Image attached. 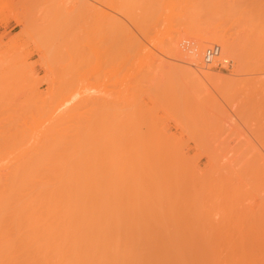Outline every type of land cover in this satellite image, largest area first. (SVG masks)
<instances>
[{
    "label": "rangeland",
    "instance_id": "374dc122",
    "mask_svg": "<svg viewBox=\"0 0 264 264\" xmlns=\"http://www.w3.org/2000/svg\"><path fill=\"white\" fill-rule=\"evenodd\" d=\"M116 1L0 0V169L10 168L25 150L35 152L46 128L61 121L71 129L82 119L83 141L78 136L76 142L90 162L79 164L88 165V176L95 175L93 166L100 170L101 182L97 174V183L87 181L101 185L102 221L114 223L108 228L102 222L105 231L113 230L120 241L126 236L179 242L175 248L186 264L189 258L195 264H264V54L250 61L249 51L257 47L253 38H248L252 48L247 45L250 60L244 48L248 24H257L248 11L264 12V5L257 6L264 0H249L253 7L243 0L247 7L243 2L241 9L251 8L246 13L207 7L202 0H143L138 6L143 15L135 0L126 8L122 0L120 10ZM261 13H250L252 20L262 24ZM255 26L262 35L264 26ZM214 28L246 57L236 54L238 62L222 42L211 41L203 49L218 44L228 66L203 65L202 52L198 69L188 62L189 47ZM193 66L224 78L209 80ZM63 110L74 115L57 119ZM98 119L102 126L93 124ZM69 128L60 130L66 137L54 138L72 140ZM67 141L64 146L71 144ZM142 143L151 151L147 180L130 159Z\"/></svg>",
    "mask_w": 264,
    "mask_h": 264
},
{
    "label": "bare ground",
    "instance_id": "6f19581e",
    "mask_svg": "<svg viewBox=\"0 0 264 264\" xmlns=\"http://www.w3.org/2000/svg\"><path fill=\"white\" fill-rule=\"evenodd\" d=\"M114 1H116V0H114ZM128 1H132V0H126V2L124 1L125 5L122 2V0H120L118 3L116 1L115 3L117 4L118 7L116 8V6L113 5V3H112V6H115L116 10L117 9L120 10V9H122V7L126 8V6H128L126 4ZM135 1L137 3H136V5H134V7L136 8V7L140 6V4H141L140 1H143V0H139V1L135 0ZM135 1H133L132 3L130 2L131 5L130 4L129 5L132 6L133 3L135 4ZM202 1H203L204 5H206L207 7H212V5H216L217 7L221 8L222 11H227L230 13L233 10H234V12L237 10H240L242 7L241 5H243L244 1H247L248 6H250V5L252 7L255 6V4H253V2L251 4L249 0H244V1L241 0L242 2H240V0L239 1L237 0V2H233L234 1L233 0L232 1L233 3L230 2L229 0H202ZM259 1H261V0H259ZM255 2L256 1H254V3ZM257 2H258V0H257ZM262 2H264V1H262ZM142 3H144V2H142ZM145 3H146V1H145ZM244 3L246 4V2H244ZM122 4L124 6H122ZM259 4L264 5V3L260 2L257 4L258 7H260ZM57 5H59V7L61 6L60 4H57ZM146 6H148V5L146 4ZM152 6L153 7H151L150 13L148 12L151 15H152V13H151L152 8H154V5L152 4ZM119 7H121V8H119ZM134 7L132 9H134ZM162 7H164V5ZM246 7H247V4H246ZM57 8H58V6H57ZM57 8H55V9H57ZM62 8L64 9V7H62ZM58 9L61 10L60 8H58ZM138 9H139V7H138ZM245 9L246 8H243V9H241V11H244ZM249 9H251V8H247L246 10H249ZM257 9L259 11V8H257ZM260 9H262V8H260ZM135 10H137V9H135ZM142 10L143 9H141V11H138V10L137 11L140 14H142L143 13ZM144 10H147V9H144ZM246 10H245V13L247 12ZM261 11L262 10H260L259 12L261 13ZM259 12H257L258 17H259ZM148 13H146V15H148ZM250 13L254 14L255 17L257 15V13H253L249 10L248 14L250 15V18L254 17V15H252ZM134 14H136V12L132 13V15H134ZM143 14H145V13H143ZM248 14H247V16H248ZM262 14H264V12H262L260 14V17ZM137 15H138V13H137ZM142 15H141V17H142ZM146 15H144L145 18H146ZM135 17H136V15H135ZM136 18H138V17H136ZM136 18H134V19H136ZM250 18L248 17L249 21L251 20L250 22L254 21V23H257V24L255 26V24L252 22L254 25L251 24V28L249 27L250 24H248L249 28L247 27L248 31L246 32V34L248 33V35H249V33H251V35L249 37L247 35V42L248 43L246 42V47H244V48H246L245 50H247L246 56H248V57L245 59L250 60V57L252 55H250L249 53L252 52L251 54H253V56L251 57L250 61L255 60V62H256L257 60L259 61L260 59H262V57H264V56H262V54H264V53H262V51H264V50H262V49H264V36H262V35H264V33H262V32H264V31H262V29H261L262 27H260L262 35L258 36V33H257L258 31L257 30H256L257 32L255 30L253 31L252 26L257 27L258 24H259V26H264V25H262V24H264V22L261 21L262 24H260L259 23L260 21L255 22V20H257L256 18H253L255 20H252V18L251 19ZM139 19H140V17H139ZM258 19H260V18H258ZM261 19H264V18H261ZM141 20H143V17ZM133 21H135V20H133ZM136 21H137V19H136ZM140 22L139 23L137 22V23L140 24ZM145 22H148V21H145ZM142 26H145V25L143 24ZM250 29H252L251 31H253L254 36L258 37V40L256 37H253V34L250 31ZM248 38H249V40H251V38H253L252 41H254V42L256 41V43L252 42L249 45ZM181 39H182V37H181ZM184 41H183V43H184ZM211 41L212 42H222L223 50L224 51L226 50V52H229V54L231 51H233V52H231L230 55H232V54L235 55L234 59L235 60L237 59L238 62H240L239 61L240 55H242V57H243V55L245 56V53L242 54L240 52L241 50L238 53V51H237L238 48L235 47L234 44H232L233 42H231V40H228V38H224L223 34H220V32H218L217 29L214 28L211 31L210 35H202L193 44H191V46L189 47L188 54L185 51L184 54L189 55V57H188L189 61L187 60L188 62H190L189 64L197 66L198 69H200L199 68L200 65L198 66L199 60H201L200 59V57H201L200 53H202L204 51L203 48L206 45L205 43L211 42ZM257 43H259L261 47H259V45ZM251 44L254 45L253 47H256V46L257 47H256V49L255 48L251 49L252 51L250 50L248 53V47L252 48ZM188 45H190V44L188 43ZM247 45H249V46L247 47ZM121 47H123V46H121ZM234 47H235V49H234ZM186 48H187V45H186ZM118 49H119V47H118ZM121 49H123V48H121ZM121 49L119 50L121 52L120 54H122V53L124 54L126 48L124 47V52ZM55 50H58V49H55ZM105 50H109V49H105ZM201 50H203V51H201ZM253 50H256V52ZM257 50H258V52H257ZM130 51H132V50H130ZM187 51H188V48H187ZM107 52H109V51H107ZM226 52H225V54H226ZM260 52H261V54H260ZM220 53H221V51H220ZM236 54H240L239 56L237 55L239 59L236 58ZM255 54H257L258 59H255V58H257V56H255ZM107 55H108V53H107ZM124 56H126V54ZM259 56H262V57H259ZM130 57H131V55H130ZM128 58H129V56H128ZM221 58H223V57L221 56ZM107 59L109 60V58H107ZM110 60H113V59L110 58ZM111 62H114V60ZM122 62L124 63V59ZM108 63H110V62H108ZM125 63H127V62H125ZM128 65H129V63H128ZM203 65H204V63H203ZM194 66H193V69H194L193 71L196 72V74H200L201 76H203L209 80H215V79L218 80V79L224 78V76H222V75L214 76L213 74H211L209 72H206L203 70L199 71ZM124 67L125 66H123V68ZM112 68L115 70L114 67H112ZM124 76L122 75V77H124ZM73 110H71L69 113H68V110H63L60 113V115H58L59 117L57 116L56 118L68 120L70 117H72L71 115H74V114H72ZM75 114H76V112H75ZM101 116H102V114H101ZM87 120L90 121L91 119H87ZM59 122H61V121H59ZM59 122H57L54 125H51L49 128H46V131H45V129L43 130V131H45L44 140L41 139V140H43V143L39 142L40 143L39 148H37V149L33 148L34 150L38 151V153H36V151L35 152L31 151L32 150V147H31L30 151L32 153L29 151L30 154H27V152L25 150V152H24L25 155L22 154L21 156H19L21 159L20 158H18V159H20V160H17V159L13 160L12 159L13 161H16V160L17 161L15 162V164L13 163L10 168L7 165V167L5 166V168L3 170L0 169V264H183L184 261L182 259H183L184 253L182 254L180 252V249L175 248V247L180 246L178 244L179 242H170V241H167V239H165V238H164L165 240H163V239H159V240L152 239V240H150L151 237H150V239H144V240L140 239L141 237L140 238L136 237L137 238V239L135 238L136 240L133 238L126 240L128 238V237L125 238L126 236H124L125 241H122L124 238H122V240L120 241L119 240L120 239L119 234H118V237H119L118 238L117 236H115L113 230L112 231L107 230L109 232L105 231V229H104L105 227L110 228L112 224L114 225V223H112L110 225L108 222V224L110 225V227H109V226L105 225V224H107V223H104L105 221L104 222L102 221L104 217H101V216H103V214L101 215V213H103L102 210H103L104 206L102 207L101 204L103 202L100 201L101 198H99V196H98V195L102 194L100 192L101 187H99L101 185L97 186V184H94V186L91 187V185H92L91 181L92 180H93V182L97 183L96 177L98 178V181L101 182V176L97 174V173H100V170L98 172L97 165H95V166L92 165L93 167H95L94 170L92 169V171H94L93 174H95V175L97 174V176L95 177V175H91V176H88L89 174L87 175L86 171H88V170H86L87 169L86 166H88L87 164L90 161L87 162L86 158H85L86 161L82 159L83 157H81V156L85 154L83 151V146L80 147L79 146L80 143L77 144V142L80 139V138H78V136L79 137L81 136V141H83L82 140V134H80V132L82 133V131H83V129H82L83 124H84L83 127H85V125H87V123L82 124L81 123L82 119H81V122L79 125L72 127L74 130V131L72 130V132H74V134L76 135V137H75V135L70 132L71 135L74 136V138H72V140L75 141V142L73 141L74 145H75V143L77 144V146L75 145V147L72 148V146H71L72 140L70 138V141H69V138H68V136L70 134L69 135L67 134L68 135L67 136L68 141L65 140V138L63 139V137H59V138H62L64 140L63 142H65V141H67L66 143L71 142V144L70 145L67 144V146L63 145L62 140H60V142H62V144H61L58 140L59 138H54L57 136V134H60V133H62L60 135L65 136L66 135L65 133L67 132L66 129L69 128L68 126H67L68 128H66V125L63 126L64 124L59 123ZM93 122H94L93 124H100L99 119H98V123L96 121H93ZM100 125L102 126V124H100ZM100 125H99V128H100ZM91 127H93V126H91ZM95 127H93L92 129L96 130ZM97 127H98V125H97ZM61 128L64 131L66 130V132L60 131V130H62ZM78 128H79V130H78ZM58 129H59V131L57 132ZM75 129L78 132L75 131ZM70 130H68V132ZM95 130L93 133L96 134ZM75 132H77L78 134ZM83 134H85V133H83ZM41 137H42V135H41ZM94 137H92V138H94ZM38 139H39V137H38ZM52 140H54L56 142H54ZM36 142H37V140H36ZM51 142H54V144ZM58 142L64 148L60 147L57 144ZM83 143L81 145H83ZM145 143H147V142H145ZM55 144L58 146H56ZM87 144H90V143H87ZM37 145H38V142L33 146H35V148H36ZM28 146H26V147H28ZM52 146L54 148L60 147L62 149L56 148L58 151H56V152L54 151L55 152L54 153L53 150H55V149L52 150V148H53ZM131 146H133V145H131ZM77 147H80V148L77 149ZM96 147H97V145H96ZM28 148H30V147H28ZM71 148L75 149V150H72ZM66 149H69V151L72 150V152L74 151L72 153L74 156H75V154H77V153H75V151L78 152L80 149H82L78 152V154H80L79 155L80 159L77 161V159L79 158V157H77L78 154L75 156V158L73 157V159H72L71 157L73 155H70L71 152L70 153H69V151L67 152ZM28 150L29 149H27V151ZM50 150H51V154H50ZM102 151H101V154H102ZM61 153L62 154L65 153V154L60 156ZM150 153H151V151H150V148L148 147V145H145L142 143L139 151L137 150L135 153H133L134 155L130 154L132 156L129 155L131 157L130 159L132 162L138 163L140 165L141 176H142L143 180H147L150 177V173H151V159H150L151 156H150ZM53 154L56 156V159H55V156L53 158ZM58 154H60V155H58ZM48 155L50 156V158L52 157L51 158L52 160L49 158L50 163H49ZM45 157H47V158H45ZM98 157L100 158L101 156H98ZM44 159L48 160L47 164L44 162ZM81 159H82V163L87 162V164L81 165L82 164L81 162H80L81 164H79V161H81ZM40 160L43 162H40ZM72 160H76L78 162V164H75L76 161L74 162ZM71 161L74 162V164ZM42 164H44V165H42ZM41 166H44L45 169L43 167L40 169ZM99 168L102 169L103 167L101 166ZM89 170H90V168H89ZM92 171H91V173H92ZM95 171H97V172L95 173ZM93 176L95 177V179ZM89 177H90V179H91V177L93 179H91V181H89L90 180V179L88 180ZM99 178H100V180H99ZM87 180L89 182H91L90 185H89V182ZM87 184L90 187L87 188ZM97 188H98V191H97ZM88 192H90V194ZM87 195L91 196V197H88ZM88 198L90 200H88ZM97 198L100 200L98 201ZM99 202H101V204ZM102 222L104 223L105 227H104ZM106 232H107V234H105ZM110 233L111 234L113 233V234L111 235ZM167 245L173 246L174 248L167 249ZM148 247H149V249H147ZM150 247L153 249H151ZM189 255H190V253H189ZM185 256H186V254H185ZM187 256H188V253H187ZM190 256H192V255H190ZM191 258H193V256ZM187 259H185V261ZM189 261L192 263L190 258H189ZM189 261H187V262H189ZM208 261H209V259H208ZM233 262L234 261H232V263ZM191 263H189V264H191ZM193 263H194V260H193ZM229 263L231 264V260Z\"/></svg>",
    "mask_w": 264,
    "mask_h": 264
},
{
    "label": "built area",
    "instance_id": "2783aa9c",
    "mask_svg": "<svg viewBox=\"0 0 264 264\" xmlns=\"http://www.w3.org/2000/svg\"><path fill=\"white\" fill-rule=\"evenodd\" d=\"M202 62L206 66L219 64L226 68V66H228L229 61L226 58H220V46L217 44H212L204 49L202 55Z\"/></svg>",
    "mask_w": 264,
    "mask_h": 264
}]
</instances>
